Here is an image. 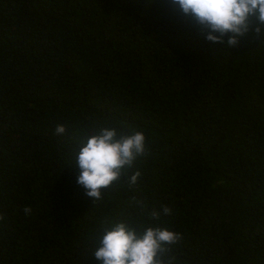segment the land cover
Segmentation results:
<instances>
[{
	"label": "trees",
	"instance_id": "obj_1",
	"mask_svg": "<svg viewBox=\"0 0 264 264\" xmlns=\"http://www.w3.org/2000/svg\"><path fill=\"white\" fill-rule=\"evenodd\" d=\"M257 26L231 49L173 0H0V264H100L107 217L180 233L172 264H264ZM102 127L146 154L94 203L73 150Z\"/></svg>",
	"mask_w": 264,
	"mask_h": 264
},
{
	"label": "clouds",
	"instance_id": "obj_2",
	"mask_svg": "<svg viewBox=\"0 0 264 264\" xmlns=\"http://www.w3.org/2000/svg\"><path fill=\"white\" fill-rule=\"evenodd\" d=\"M173 3L207 31L206 39L212 43L231 49L238 46L240 38L251 30L252 19L258 22L256 34H264V0H173ZM225 37H228L226 42ZM55 132L63 135L66 127L57 125ZM93 132L91 136L85 135L79 149L73 152L75 166L80 169L77 182L96 203L104 199L102 189L128 175L137 158L146 154V137L140 131L121 134L115 127H102ZM140 176V171L128 175L129 187L135 186ZM24 211L30 213L31 208L26 207ZM163 214L169 215L170 209L164 207ZM160 215L153 211L151 219L159 221ZM181 239L180 233L168 228H138L131 220L117 222L107 217L101 221L94 257L100 264H172L164 254Z\"/></svg>",
	"mask_w": 264,
	"mask_h": 264
}]
</instances>
